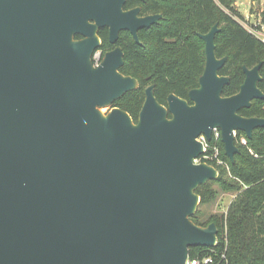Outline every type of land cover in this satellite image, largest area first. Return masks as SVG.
Instances as JSON below:
<instances>
[{"label": "water", "instance_id": "1", "mask_svg": "<svg viewBox=\"0 0 264 264\" xmlns=\"http://www.w3.org/2000/svg\"><path fill=\"white\" fill-rule=\"evenodd\" d=\"M126 0H0V264H186L190 246L213 247L214 222L196 224L199 185L218 176L203 154L220 130L230 161L264 117L238 113L264 99L261 61L242 65L223 95L213 24L199 37L205 65L188 99L157 101L154 84L134 121L112 104L138 86L115 47L95 63L108 27L115 43L162 18ZM79 35L80 38H75ZM104 107L109 108L102 111Z\"/></svg>", "mask_w": 264, "mask_h": 264}, {"label": "trees", "instance_id": "2", "mask_svg": "<svg viewBox=\"0 0 264 264\" xmlns=\"http://www.w3.org/2000/svg\"><path fill=\"white\" fill-rule=\"evenodd\" d=\"M236 0H127L126 5H140L141 14L161 13L162 18L148 28L138 31L137 43L128 31L119 33L117 44L123 50L120 71L138 81L136 89L125 93L112 105L127 111L134 121L144 100V89L154 84L158 102L166 104V97L173 93L188 99V91L198 85V78L205 65L204 41L199 37L217 23L214 36L215 54L226 56L221 75L229 76L223 88L228 96L239 90L243 82L242 65L252 67L261 61V80L258 87L264 91V42L252 35L239 21L242 14L236 9ZM264 21V11L262 12ZM99 49L106 50L107 28L98 32ZM190 102V101H189ZM239 114L264 117V99H254ZM246 143L241 142V138ZM218 147V158L224 164L202 156V162L213 165L218 176L199 185L196 193L199 205L214 202L220 194L232 193L234 197L222 214H211L201 219L197 210L191 219L198 225L214 222L218 228L217 243L213 247L190 246L188 259L199 264H264V127L253 130L247 138L241 131L235 134L239 151L230 161L219 139L209 142ZM212 150L208 149V154ZM205 258L211 261L204 262Z\"/></svg>", "mask_w": 264, "mask_h": 264}, {"label": "rangeland", "instance_id": "3", "mask_svg": "<svg viewBox=\"0 0 264 264\" xmlns=\"http://www.w3.org/2000/svg\"><path fill=\"white\" fill-rule=\"evenodd\" d=\"M236 9L242 14L243 18L239 19L240 23L248 30L250 25L255 22L261 21L262 12L264 11V0H236ZM109 108L104 107L102 111H107ZM234 197L232 193L220 194L217 199L207 205H198L197 210L201 213L199 217L206 219L211 214H222L226 211L229 202Z\"/></svg>", "mask_w": 264, "mask_h": 264}, {"label": "built area", "instance_id": "4", "mask_svg": "<svg viewBox=\"0 0 264 264\" xmlns=\"http://www.w3.org/2000/svg\"><path fill=\"white\" fill-rule=\"evenodd\" d=\"M248 31L260 39L262 42H264V23H261V21L255 22L254 24L250 25ZM217 140L220 138V130L218 128H214L211 133V139L207 140L204 135H200L197 139L202 143V148H203V154L200 155L206 159H211L215 160L217 164H224L222 160L218 158V147L216 144L210 145L209 142L212 140ZM242 143H246V139L244 137L241 138ZM211 149L212 152L208 154V149ZM196 158L194 161L195 162H202L201 157ZM205 162V161H204ZM204 262H209L211 261L210 258H205L203 260ZM186 264H199L198 260H187Z\"/></svg>", "mask_w": 264, "mask_h": 264}, {"label": "flooded vegetation", "instance_id": "5", "mask_svg": "<svg viewBox=\"0 0 264 264\" xmlns=\"http://www.w3.org/2000/svg\"><path fill=\"white\" fill-rule=\"evenodd\" d=\"M127 1V0H126ZM126 1H125V3H124V5H123V9L124 10H130V9H133V8H136V7H138L139 8V12H138V16H145V15H149V14H161V13H149V14H145V15H142L141 14V7H140V5H137V4H134V5H131V6H127L126 5ZM140 1H142L143 2V0H140ZM162 15V14H161ZM161 19V18H160ZM159 20V19H158ZM158 22V21H157ZM153 25V24H152ZM102 28H107V31H108V27H101V28H99V30L100 29H102ZM99 30H98V32H99ZM121 32V31H120ZM119 32V33H120ZM99 35V34H98ZM118 37H119V35H118ZM75 38H80V36L79 35H77V36H75ZM101 40V39H100ZM108 42H109V39H108ZM117 42H118V38H117V40H116V42L115 43H110V47L108 48V49H106V50H102V49H99V47H100V45H101V43H100V45H99V47L95 50V52H94V54H93V61L95 62V63H97V62H99L101 59H102V57H103V55H104V53L105 52H107V51H109V50H111V49H113V48H115V47H120L121 48V46L120 45H118L117 44ZM122 49V48H121ZM123 51V50H122ZM124 54V53H123ZM119 71H120V68H119ZM121 72V71H120ZM122 73V72H121ZM113 106V105H112Z\"/></svg>", "mask_w": 264, "mask_h": 264}]
</instances>
